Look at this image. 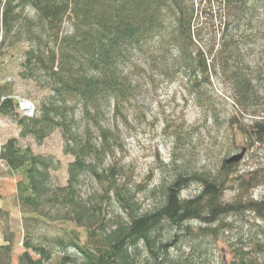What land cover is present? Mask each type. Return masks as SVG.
<instances>
[{
    "label": "trees",
    "instance_id": "16d2710c",
    "mask_svg": "<svg viewBox=\"0 0 264 264\" xmlns=\"http://www.w3.org/2000/svg\"><path fill=\"white\" fill-rule=\"evenodd\" d=\"M0 40L1 54L30 45L19 76L47 93L27 118L12 87L0 86L1 118L16 123L20 140L39 145L61 132L63 152L73 159L60 185L55 156L16 138L0 144V165L8 169L0 175L23 177L16 187L25 253L17 264H51L55 256L56 264H264V199L253 197L264 186L263 167L241 172L240 161L160 186L132 183L129 169L114 161L121 144L105 125L107 112L125 118L136 98L128 70L139 58L168 78H186L198 103L204 86L224 81L249 116L241 128L248 148L264 145V0H0ZM88 178L94 193L83 191ZM192 187L196 194L184 198ZM229 190L236 192L230 201ZM245 214L259 221L251 225L256 233L221 249L214 263L205 242L217 244L232 227L227 219ZM9 218L0 209V226ZM57 223L76 229L36 236V224ZM12 234H4L0 264H14Z\"/></svg>",
    "mask_w": 264,
    "mask_h": 264
},
{
    "label": "rangeland",
    "instance_id": "374dc122",
    "mask_svg": "<svg viewBox=\"0 0 264 264\" xmlns=\"http://www.w3.org/2000/svg\"><path fill=\"white\" fill-rule=\"evenodd\" d=\"M34 15V14H32ZM69 28V25L67 26ZM209 37L206 36V39ZM1 43V40H0ZM30 48L29 44H20L17 49L0 53V86L9 85L15 98L31 100L36 109L47 93L36 88L31 81L20 78V67L24 61L23 52ZM136 59V64L129 67L133 84L137 87L136 98L123 110L124 117L107 112L106 127L116 134L121 147L115 149L114 161L129 169L131 182L142 184L152 181L153 186L164 184L176 175H196V173L218 172L225 168L228 159L239 155L246 149L245 158L239 163L241 172H249L264 168V145H254L248 148L246 136L241 131L248 125L249 116L232 100L228 85L224 81L213 79V85L202 89L204 102H196L188 91L186 78L174 73L175 78H168L154 68L151 62L142 65V60ZM151 64V65H150ZM77 118L80 119L79 113ZM80 128L84 122L79 120ZM94 132V131H93ZM95 133V132H94ZM21 135L16 123L10 118L0 119V144L4 145L10 138L19 139ZM97 137V134H94ZM22 147H30L34 153L55 156L62 163V169L55 173L60 185H66V168L72 157L63 152L64 141L61 132H56L39 145L31 138L19 139ZM112 161V159H110ZM0 171L8 169L0 165ZM0 175V209L10 212V221L0 226V245L6 231L13 233V259L17 264L23 248L24 219L18 203L17 183L23 177H7ZM89 179V178H88ZM166 180V181H167ZM84 193H94L97 185L89 179ZM196 187H192L183 195L194 196ZM235 190H229L226 197L230 201L235 196ZM256 200L264 199V186L253 193ZM143 201L144 194L139 197ZM146 206L150 203L145 201ZM232 223L228 230L215 243L205 242L204 249L215 254V262L224 254L223 248L229 249L238 244L239 238L250 240L253 223L258 222L254 215L245 214L243 217L231 216L227 219ZM260 224V223H259ZM197 226V225H195ZM70 225L56 224L53 227L36 224V236H57L62 228ZM76 229V228H74ZM252 232V233H251ZM83 238V236H82ZM83 242L85 240L83 239ZM183 251H189L186 246L179 244ZM176 252V251H174ZM229 257V255H227ZM58 256L51 264H56Z\"/></svg>",
    "mask_w": 264,
    "mask_h": 264
},
{
    "label": "built area",
    "instance_id": "2783aa9c",
    "mask_svg": "<svg viewBox=\"0 0 264 264\" xmlns=\"http://www.w3.org/2000/svg\"><path fill=\"white\" fill-rule=\"evenodd\" d=\"M14 99L18 102V111L19 113L27 118L34 117L37 113L36 106L34 103L30 100H24V99H19L15 98ZM1 119V116H0Z\"/></svg>",
    "mask_w": 264,
    "mask_h": 264
},
{
    "label": "water",
    "instance_id": "95a60500",
    "mask_svg": "<svg viewBox=\"0 0 264 264\" xmlns=\"http://www.w3.org/2000/svg\"><path fill=\"white\" fill-rule=\"evenodd\" d=\"M245 153H246V149H243V151L241 153H239V155L228 159L227 163H239L240 161H242L245 158V156H246Z\"/></svg>",
    "mask_w": 264,
    "mask_h": 264
}]
</instances>
